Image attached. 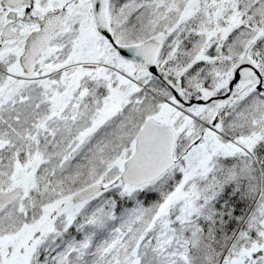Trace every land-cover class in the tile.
Here are the masks:
<instances>
[{
  "label": "snow or ice",
  "instance_id": "1",
  "mask_svg": "<svg viewBox=\"0 0 264 264\" xmlns=\"http://www.w3.org/2000/svg\"><path fill=\"white\" fill-rule=\"evenodd\" d=\"M0 264H264V0H0Z\"/></svg>",
  "mask_w": 264,
  "mask_h": 264
}]
</instances>
